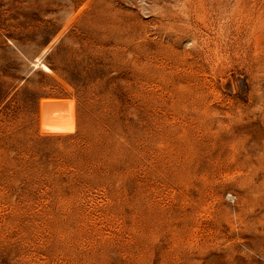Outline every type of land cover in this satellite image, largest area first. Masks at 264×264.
I'll return each instance as SVG.
<instances>
[{"label": "rangeland", "instance_id": "1", "mask_svg": "<svg viewBox=\"0 0 264 264\" xmlns=\"http://www.w3.org/2000/svg\"><path fill=\"white\" fill-rule=\"evenodd\" d=\"M0 264H264V0H0Z\"/></svg>", "mask_w": 264, "mask_h": 264}]
</instances>
